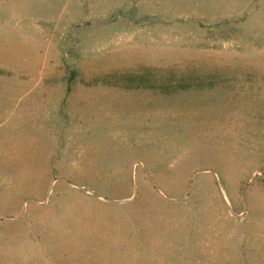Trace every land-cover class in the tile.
Returning <instances> with one entry per match:
<instances>
[{
  "label": "rangeland",
  "instance_id": "374dc122",
  "mask_svg": "<svg viewBox=\"0 0 264 264\" xmlns=\"http://www.w3.org/2000/svg\"><path fill=\"white\" fill-rule=\"evenodd\" d=\"M120 23L146 34L100 28ZM87 49L152 60L112 79L159 91L86 108L110 130L48 173L0 118V264H264V0H0V86L51 84ZM81 155L112 171H71Z\"/></svg>",
  "mask_w": 264,
  "mask_h": 264
},
{
  "label": "crops",
  "instance_id": "0c3cea01",
  "mask_svg": "<svg viewBox=\"0 0 264 264\" xmlns=\"http://www.w3.org/2000/svg\"><path fill=\"white\" fill-rule=\"evenodd\" d=\"M100 28L118 29L120 31L116 33L121 38L132 34H146L132 33L129 35L128 32L122 31L135 28L132 23H120L118 26L109 27L104 25ZM104 34L108 33L105 32ZM149 34L153 35V33H147V35ZM89 52L91 53H83L80 55L81 58L76 59L78 65L75 69L62 70L59 74V70L53 68L47 70L50 76L55 74L51 84L33 87L22 84L0 86V118L4 122L6 121L8 127L9 152L12 150L18 152L20 149L25 154L29 150L35 152L30 143L27 142L26 144V140L41 139L40 147L43 144V149L40 154V165L43 172L48 173L53 170L51 168L55 166V161L57 164L62 163V158L69 154V146L72 145H69L71 140L77 144L75 149L79 153H83L87 147L85 144L77 143V141L92 136L96 130L106 131L107 127L110 130V121L107 127L106 119L97 124L91 110L88 113L86 108L93 107V105L103 106L108 112L111 104H113V94L117 92L159 91V88L154 87V85L129 86L112 79V75L119 77L131 74L135 76L139 75L137 73L141 70H154L152 60L136 61L127 65L124 63L114 64L110 59L97 63L91 57L94 53L93 50ZM24 76L29 77L28 74ZM76 107H79L80 111L72 112V109H76ZM1 120L0 122H2ZM33 133H39V136L28 138ZM66 162L70 163V166L73 167L71 171L74 172L112 171L101 167L90 168L94 167L93 164H90L93 161L83 156L79 160L72 159Z\"/></svg>",
  "mask_w": 264,
  "mask_h": 264
}]
</instances>
